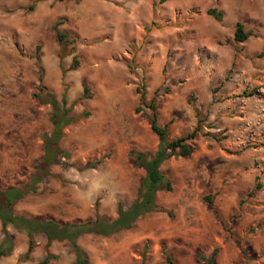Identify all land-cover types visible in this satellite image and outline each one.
I'll return each instance as SVG.
<instances>
[{"label":"rangeland","instance_id":"rangeland-1","mask_svg":"<svg viewBox=\"0 0 264 264\" xmlns=\"http://www.w3.org/2000/svg\"><path fill=\"white\" fill-rule=\"evenodd\" d=\"M35 1L0 0V207L5 191L29 185L43 156L42 136L52 131L51 106L38 91L43 87L72 121L62 129L59 163L12 212L71 224L97 215L113 220L118 202L129 208L144 171L128 153L153 154L158 145L151 111L135 113L143 93L144 102L157 107L160 125L172 120L169 139L196 126L202 133L189 143L188 158L160 167L173 185L156 195L164 212L143 215L131 230L109 238L77 240L88 264H142L143 258V264H168L163 252L171 264H206L202 258L214 250L213 264H264V162L255 159L264 155V0H118L111 2L114 11L102 0ZM209 8L224 14L221 22L206 14ZM237 21L255 37L235 45L241 50L235 58L227 41ZM56 24L75 40L72 55L71 46H59ZM73 57L78 67L71 70ZM240 59L248 65L243 77L236 71ZM238 96L248 99L243 109L253 115L233 116L255 135L239 144L238 128L214 131L216 121L208 117L211 107ZM7 231L12 251L0 264H17L28 238ZM34 242L30 260L18 264H40L49 255L57 258L49 264H74L67 242L47 244L42 236Z\"/></svg>","mask_w":264,"mask_h":264},{"label":"trees","instance_id":"trees-1","mask_svg":"<svg viewBox=\"0 0 264 264\" xmlns=\"http://www.w3.org/2000/svg\"><path fill=\"white\" fill-rule=\"evenodd\" d=\"M59 1L62 2L63 0ZM37 2L38 0L35 1V3ZM33 6L34 5L30 7V10L33 9ZM206 14L216 22H221L224 17V14L217 11L215 8H209ZM57 27V24L54 25L53 31L56 34L59 46L62 51H65L71 46L68 50V55H72L74 53V48L72 46L75 44V40H69L65 34L58 31ZM253 37H255L253 30L246 29L245 25L240 21L236 22L232 39L227 41V44L231 45L233 48L235 58L240 56L241 53V50L235 45L243 44ZM65 40H69L68 43L65 42ZM36 51H39L38 46L36 47ZM77 67L78 62L76 58L73 57L70 69L74 70ZM82 87L83 97H86L88 89L85 84H82ZM38 91L43 95V98L45 97V103L51 106L50 122L53 128L50 134L42 136L43 156L34 166V173L30 178L29 185L23 188H12L3 193L5 201L0 207V223L2 225L4 238L0 242V258L8 256L12 251V242L7 231V228L11 227L17 231L24 232L28 238L27 250L19 257L18 263L30 260L31 253L35 248L34 237L42 236L46 239L47 244L52 242H67L71 246L74 254V264H88L83 252L77 245V240L79 238L84 235L109 238L118 232L131 230L137 219L143 215L164 212L156 207V195L159 192H172L173 185L171 180L160 171V167L165 161L171 158H188L192 152L189 143L196 140L199 134L202 133V130L200 126H196L190 133L182 135L177 139H169L168 131L172 120L164 125H160L158 123L157 107L153 105V100L150 103H145L143 93L140 94V90H137V93L140 94V106L135 109V113H139L142 107L151 111L148 117L149 127L152 133L157 137L158 145L153 154H146L134 149L130 150L128 153L131 161L144 171V177L140 183L137 197L132 205L124 209L122 204L118 202L116 207L117 217L113 220L97 215L94 220L61 224L53 220L27 218L25 216L15 215L11 209L12 205L28 191L33 190L34 186L39 184L44 178L50 176L49 168L59 163V158L62 154L58 146L62 137V129L70 125L72 121V119L68 117L67 111L59 108L54 95L46 92L43 87H38ZM32 96L38 102L44 103L40 95L34 93ZM62 104H66L65 97H62ZM212 138L215 139L213 136ZM98 165H100L99 161L94 165L87 164L85 169H94V167ZM255 188L259 189L260 184L256 183ZM248 197H252L251 194H248ZM202 199L212 207L213 203L211 201V196H206ZM214 214L216 218L219 219L218 211L214 210ZM163 254L166 262L171 264L168 254L165 252H163ZM216 255L217 250H214L209 258H202V261L206 262V264H213ZM56 259V256L49 255L40 264H49L51 260ZM143 262L144 258L141 263L143 264Z\"/></svg>","mask_w":264,"mask_h":264},{"label":"crops","instance_id":"crops-1","mask_svg":"<svg viewBox=\"0 0 264 264\" xmlns=\"http://www.w3.org/2000/svg\"><path fill=\"white\" fill-rule=\"evenodd\" d=\"M102 1L106 3V6L108 9L110 8L109 9L110 11L113 10L111 2L114 1L116 2V4L118 3L117 2L118 0H102ZM236 65L238 67L236 71L238 72L239 77H243V75L247 72L248 65L245 62L241 61V59L240 61H237ZM246 100H248L246 97H239V96L238 98L234 97L233 99L228 100L227 105L218 106V107L215 105L211 107V109H209V112H208L209 120L216 121L215 123L216 126L213 127L214 131H221V130L227 129V133L229 134L230 129L236 127L242 132L240 133V135L236 137L235 143H238V144L240 142H243L244 139H247V140L249 138L253 139V137L255 136L254 133L252 132L251 133L245 132V128L242 125H240V123H238L239 121L235 120V117H239L240 114L242 113L244 115L243 117L253 115V113L250 114L248 111L243 109V103H245ZM257 113L259 112L257 111ZM234 114H238V116L234 117L233 116ZM229 141H232V140L229 139ZM259 158L261 162H264V155L263 156L257 155L255 157L256 160ZM259 169H260V166H257V167L255 166L254 168H252V172L255 173V180L257 181L259 180V175H260ZM261 173H264L263 170H261Z\"/></svg>","mask_w":264,"mask_h":264}]
</instances>
